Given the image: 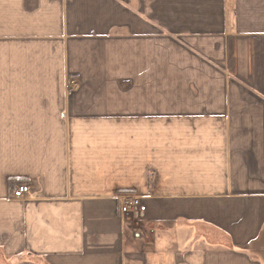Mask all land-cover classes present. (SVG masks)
Listing matches in <instances>:
<instances>
[{
    "label": "crops",
    "instance_id": "0c3cea01",
    "mask_svg": "<svg viewBox=\"0 0 264 264\" xmlns=\"http://www.w3.org/2000/svg\"><path fill=\"white\" fill-rule=\"evenodd\" d=\"M0 264H264V0H0Z\"/></svg>",
    "mask_w": 264,
    "mask_h": 264
},
{
    "label": "built area",
    "instance_id": "2783aa9c",
    "mask_svg": "<svg viewBox=\"0 0 264 264\" xmlns=\"http://www.w3.org/2000/svg\"><path fill=\"white\" fill-rule=\"evenodd\" d=\"M74 86V82L72 83ZM72 86V87H73ZM29 192V185L26 183L17 184L12 190V197L20 199L24 198ZM145 210V206L141 203L140 198L136 196L124 197L121 204V211L127 213L132 211L134 213H141Z\"/></svg>",
    "mask_w": 264,
    "mask_h": 264
}]
</instances>
